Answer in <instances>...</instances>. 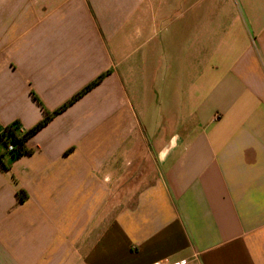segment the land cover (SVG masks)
Segmentation results:
<instances>
[{
    "label": "crops",
    "instance_id": "0c3cea01",
    "mask_svg": "<svg viewBox=\"0 0 264 264\" xmlns=\"http://www.w3.org/2000/svg\"><path fill=\"white\" fill-rule=\"evenodd\" d=\"M106 72L0 170V264H264V0H0V134Z\"/></svg>",
    "mask_w": 264,
    "mask_h": 264
},
{
    "label": "trees",
    "instance_id": "16d2710c",
    "mask_svg": "<svg viewBox=\"0 0 264 264\" xmlns=\"http://www.w3.org/2000/svg\"><path fill=\"white\" fill-rule=\"evenodd\" d=\"M109 72L103 73L84 86L79 92L73 95L66 103L52 112L45 111L42 120L28 130H23L20 122L14 121L6 126L0 134V170L8 171L11 163L20 159L22 156L30 154L31 150L26 148V141L49 123L54 117L65 111L68 107L78 101L81 97L87 94L90 90L100 84ZM38 101V99L36 98ZM39 102V101H38ZM40 103V102H39ZM12 145L13 150L8 151V146ZM7 156L9 162L6 164L3 158ZM19 201H24L27 195L24 191L19 190L17 193Z\"/></svg>",
    "mask_w": 264,
    "mask_h": 264
},
{
    "label": "built area",
    "instance_id": "2783aa9c",
    "mask_svg": "<svg viewBox=\"0 0 264 264\" xmlns=\"http://www.w3.org/2000/svg\"><path fill=\"white\" fill-rule=\"evenodd\" d=\"M7 150H8V151L13 150V146H12V145H9ZM155 264H161V263H155Z\"/></svg>",
    "mask_w": 264,
    "mask_h": 264
},
{
    "label": "rangeland",
    "instance_id": "374dc122",
    "mask_svg": "<svg viewBox=\"0 0 264 264\" xmlns=\"http://www.w3.org/2000/svg\"><path fill=\"white\" fill-rule=\"evenodd\" d=\"M189 16H191V14H190ZM188 19H191V17H187V18H186V21H187ZM171 24H174V25H173V28H172V29H174V28L176 27V25H175L176 23L173 22V23H171Z\"/></svg>",
    "mask_w": 264,
    "mask_h": 264
}]
</instances>
